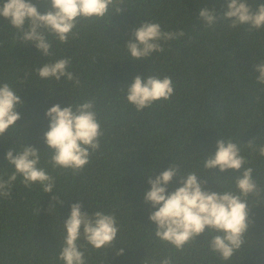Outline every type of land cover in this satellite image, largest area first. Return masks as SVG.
<instances>
[{
  "label": "trees",
  "instance_id": "trees-1",
  "mask_svg": "<svg viewBox=\"0 0 264 264\" xmlns=\"http://www.w3.org/2000/svg\"><path fill=\"white\" fill-rule=\"evenodd\" d=\"M31 2L38 11L46 7ZM243 2L253 9L264 4ZM204 6L221 15L227 0H125L120 14L81 20L66 43L49 36V57L33 44L23 45L17 30L0 17V85L9 84L23 101L17 108L21 119L0 137V177L7 180L14 171L5 158L10 148L34 146L41 152L39 167L55 181L53 192L44 193L38 182L26 188L18 176L11 194L0 197V264H64L58 259L66 234L63 224L75 203L89 215H114L119 229L112 245L99 250L81 235L77 243L86 264H161L164 259L170 264H264V157L246 146L250 140L257 148L264 145V84L257 82L254 67L264 62V28H232L223 20L206 27L198 16ZM142 23H160L164 32L185 35L161 41L162 52L133 61L125 44ZM59 59L71 61L67 70L72 81L38 76L36 69ZM147 75L171 78L173 95L137 111L124 88L136 76ZM88 101L95 105L102 132L99 149L79 172L54 169L43 139L49 125L45 113L56 104L63 109ZM219 138L238 145L246 161L243 168L253 169L261 189V198H248L252 223L245 243L228 261L209 250L217 233L207 229L182 250L158 239L149 220L156 209L144 201L148 180L173 163L184 174L201 176L203 190L235 192L240 173L203 167ZM180 186L174 177L168 192ZM54 195L63 203L53 201ZM121 249L123 254L117 255Z\"/></svg>",
  "mask_w": 264,
  "mask_h": 264
},
{
  "label": "clouds",
  "instance_id": "clouds-1",
  "mask_svg": "<svg viewBox=\"0 0 264 264\" xmlns=\"http://www.w3.org/2000/svg\"><path fill=\"white\" fill-rule=\"evenodd\" d=\"M36 2L46 5L42 12L38 11L31 0H4L0 3V17L17 30L23 45L33 44L44 57L52 54L49 36L66 43L69 35H74L73 29L81 20H100L113 13L120 14L125 9V0ZM198 16L206 27H212L223 20L230 21L229 26L232 28L238 25H248L250 30L264 28V4L253 9L243 0H227V11H223L221 15H217L214 8L204 6L199 9ZM184 35L183 31L164 32L160 23H142L133 31L125 47L130 60L144 61L152 53L164 50L161 41L179 39ZM70 63L69 59H59L43 64L36 71L42 79L54 78L60 81L62 77H66L68 81H72L73 74L67 70ZM254 67L259 73L257 82L264 84V62L255 64ZM124 89L127 102L137 111L156 101L168 100L174 91L171 78L161 79L150 75L136 76ZM22 105L20 96L9 84L0 85V137L21 119L17 108ZM94 108L92 101L75 107L71 104L63 109L56 104L45 113L49 125L43 139L51 150L48 163L54 169L79 172L89 163L90 155L99 149L102 132ZM246 146L253 151L258 150L259 155L264 157V145L257 148L255 141L250 140ZM216 149L214 155L203 160V167L207 170L218 168L221 173L228 170L240 173L235 178V192L203 190L206 181L199 180L201 176L195 172L184 174L180 166L173 163L155 179L148 180L150 191L146 192L144 201L156 209L149 215V220L156 225L155 236L158 239L182 250L207 229L217 233L209 241V250L228 261L245 243L244 236L252 223L248 198H261V189L253 179V169L243 168L246 161L236 143L219 138ZM5 158L7 164L14 167V171L7 180L0 177V197L6 198L11 194L12 184L18 176L23 178L26 188L38 182L43 186L44 193L53 192L54 178L39 167L41 152L37 148L23 146L20 151H16L12 147ZM174 177L179 178L182 186L169 193L168 185ZM52 199L63 203L58 200L57 195ZM81 208L80 203L72 204L70 215L63 224L66 234L58 259L64 264H86L84 253L79 250L77 243L81 235L97 250L112 245L117 237L119 229L114 215L101 211L89 215L82 212ZM122 254L123 249L117 253ZM161 264H170V259L162 260Z\"/></svg>",
  "mask_w": 264,
  "mask_h": 264
}]
</instances>
